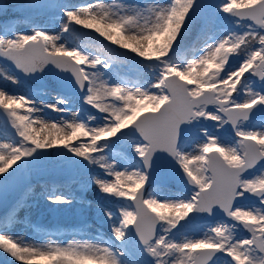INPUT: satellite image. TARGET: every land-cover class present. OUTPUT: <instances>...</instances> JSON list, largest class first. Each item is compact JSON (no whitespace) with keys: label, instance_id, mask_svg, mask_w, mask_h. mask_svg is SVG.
I'll use <instances>...</instances> for the list:
<instances>
[{"label":"snow or ice","instance_id":"1","mask_svg":"<svg viewBox=\"0 0 264 264\" xmlns=\"http://www.w3.org/2000/svg\"><path fill=\"white\" fill-rule=\"evenodd\" d=\"M57 8L65 18L62 33L75 32L73 25L92 29L157 74L147 86L113 85L101 72L113 68L112 57L69 50L58 43L62 35L44 28L29 33L3 26L0 57L25 77L55 70L58 83L70 79L97 115L84 120L80 110L67 107L71 97L57 94L55 103L38 104L0 87V107L19 137L0 142V193H16L6 203L0 198V250L22 264H264V0H167L145 8L54 0L0 4L3 14L15 10L24 19ZM220 14L242 31L209 45ZM188 37L206 48L177 59ZM0 77L20 84L16 75L0 71ZM24 106L25 114H18ZM44 109L66 118L49 123L39 115ZM225 128L230 138L222 139L216 133ZM49 129L63 134L41 139ZM80 136L87 139L72 143ZM57 147L66 150L57 156L98 169L86 177L64 166L58 171L63 186L95 187L98 200L85 203L108 223L107 238L53 246L8 233L31 196L18 173ZM45 198L57 206L74 199L56 187ZM221 215L224 220L208 222ZM200 229H206L202 236H188Z\"/></svg>","mask_w":264,"mask_h":264},{"label":"rangeland","instance_id":"2","mask_svg":"<svg viewBox=\"0 0 264 264\" xmlns=\"http://www.w3.org/2000/svg\"><path fill=\"white\" fill-rule=\"evenodd\" d=\"M71 0H54L55 3H59L61 6H64L67 2ZM110 5H133L141 8H145L146 6L152 4L150 0H108ZM167 1V0H164ZM65 18L62 15V12L57 9H49L41 12H35L32 13L29 19L19 18L15 14H11L8 17L1 18L0 19V31H2L4 25H12L14 30L16 32H31L34 27H41L43 24H49L51 26V31H48L49 33L53 35H62V41L63 44L71 50L72 47H69V43L71 42L75 46H73L72 49H80L82 51L88 52L92 55H101L105 56L108 55L112 57V59L115 61L113 64V68L111 70H108L107 72H111L112 74H120L124 79L127 80H138L140 85L147 86V84L155 79L156 71L152 68L143 66L144 64H147L145 62L137 63L139 61V57H136L134 53L131 52H124L126 50L121 49L120 47H114L110 41L105 39L104 37L99 36L98 33H96L92 29H84L82 26L73 25L77 30L71 34L69 33H62V22ZM233 22H230L227 17H224L223 14H220V17L218 18V23L212 28L211 30V39L208 41V44L210 45L215 40H218L222 35L226 36L228 34V31H242L240 28H234L232 25ZM119 38V37H114ZM186 42V41H185ZM194 43L191 42L184 48H181L179 56L183 55L184 50H188L189 48H192L194 46ZM205 50V49H204ZM204 50L199 53L197 56L201 55ZM117 51L120 52V54L116 55ZM178 56V57H179ZM177 57V59H178ZM153 64L155 62H152ZM0 65L3 66V68L7 69L10 73V75H15V73L3 62L0 61ZM101 72L103 73V78L108 80L111 84L117 83L112 77V74L109 75L107 72H105L103 69H101ZM121 77V79H123ZM254 79V78H253ZM20 80V79H19ZM4 81V80H3ZM52 79L46 78L40 80V85L45 87L42 90H34L30 87H27L24 83L20 81L19 85H13L11 82L8 85H3V83H0V87L3 88H14L13 86H17L21 88V91H14L12 93H15L16 95H29L30 98H33V94L37 92H47L52 95V98H56L57 94L64 95L67 97H71V104L67 105L72 108L76 107V110L81 111V117L84 120H87L89 115L83 112V108L87 105L82 104V94H69L72 90H76L77 88L72 84L71 80L68 79L69 86L61 85L60 83H56V85L52 84ZM115 82V83H114ZM258 86V80L257 85ZM68 89L66 93L63 91ZM18 114L24 115L25 112L22 108L17 109ZM84 114V115H82ZM43 116V115H42ZM59 116V115H58ZM4 117H7L6 114L4 116H0V142L4 141L5 136L7 135V138L11 141L13 139H19L18 136H14V129L10 128L12 131L11 133L5 132V125H6V119ZM46 119L49 120V123L52 121L58 120V117L53 116H43ZM208 123V128L210 132H216V130L212 127L211 121H206ZM33 127H36L38 129V125H33ZM9 128V126H8ZM48 133L53 134V136L57 135L58 133L54 129H49ZM220 133H223L222 139L224 137H229L230 134L225 132V129H220L217 135H220ZM34 134V133H33ZM41 139H43V134H41ZM87 138V137H85ZM128 143H132V138H127ZM47 151H50L48 155H46L43 159L37 160L35 163L29 164L27 169H21L19 173H21L22 178H26L28 181L29 186L31 187V190L34 191V195L29 198L28 201H30V204L24 207V212H22L21 216L17 218L13 223L9 224L8 226V233L10 235H14L16 232V235L18 236H26L28 238V242L35 245L45 244L48 243L55 246V245H64L71 242H77L75 240H67V236L62 234V230L66 228H76L84 225L85 222L89 221H83L84 216L88 213L89 207L85 206V203L82 202L79 197L89 199L88 197H93L95 200H98L99 194H94L95 187L92 188H83L79 184H73V185H64L63 186V176L58 171V169L62 166L65 168H70L75 171V173L81 177L87 176V171L89 169H92V166H89L87 162L85 161H79L76 157H71V161L65 160L63 157L57 156L56 153L65 152L66 150L63 147H57L55 149H48ZM71 156V154H68ZM24 162L22 161L21 164ZM53 187L58 188H67L71 193L75 194V197L73 199V206L75 207L72 210L61 212L59 210V207L57 205H52L46 198H45V192H42V190H51ZM95 196V197H94ZM252 201H243L242 206H251ZM50 211L53 212V216L45 221L40 222V214L45 213L46 215L50 213ZM18 217V215H17ZM221 220H224L223 218L216 220L214 222L209 223H215L219 222ZM96 222H93V225H90L89 230L92 232H97V234H101V236H97L95 234H86L87 237H81L80 235H75L74 237H81L82 240L78 242H94L97 239L100 238H107L108 235H110V229L108 223L101 218L99 224H95ZM92 224V223H91ZM94 224L96 226H94ZM98 225V227H97ZM86 230V229H83ZM27 233H26V232ZM204 231L206 229H200L195 232H189L188 236L190 238L199 237L202 236ZM76 233V232H75ZM239 236L243 237L248 234H243V231L238 233ZM38 236H44L43 240L39 241L37 240ZM179 239H182L183 237H178ZM0 264H22L20 261H16L13 257L10 256V254L4 253L2 250H0ZM36 264H46L41 261H37Z\"/></svg>","mask_w":264,"mask_h":264},{"label":"bare ground","instance_id":"3","mask_svg":"<svg viewBox=\"0 0 264 264\" xmlns=\"http://www.w3.org/2000/svg\"><path fill=\"white\" fill-rule=\"evenodd\" d=\"M150 2L152 4H158V3H166L167 1H164V0H150ZM79 4H105V5H109V1L108 0H71L69 2H67L65 5H79ZM40 28H44L46 29V31H51V26L49 24H43L41 25ZM49 33V32H48ZM51 34V33H50ZM211 36V35H210ZM116 37H119V36H116ZM120 38V37H119ZM58 43L60 44H63V41L62 39L60 41H58ZM112 44V43H111ZM114 47H119V45H116V44H112ZM75 46L74 44H72L71 42L69 43V47H72ZM71 48V49H72ZM206 48V45L204 44L203 41H199V42H196L194 43V46L192 48H189L188 50H184L183 51V55L179 56L178 59L180 60H183V59H189V58H192L193 56H197L199 53H201L204 49ZM125 50V49H124ZM130 52V51H128ZM0 71H3L7 74H10L9 71L5 68H3V66L0 65ZM107 74L111 75L112 73L111 72H107ZM112 78L117 82V83H120V84H129V85H133V84H139L138 80H127V79H124L120 74H112ZM121 77L123 79H121ZM4 79L2 77H0V83H3V85H8V82L6 81H3ZM10 83V82H9ZM115 83V82H114ZM115 83V84H117ZM114 84V85H115ZM2 85V87H3ZM14 88H9L8 91L9 92H13L12 90H16V91H21V88L17 87V86H13ZM33 99H35L38 104H52V103H55V99L52 98V95L47 93V92H37L35 94H33ZM72 105V104H71ZM67 107H70V106H67ZM23 109V111L25 112L26 110V106L24 107H21ZM73 111H76V107L72 108L70 107ZM83 112H85L86 114L88 115H97L95 113V110H92V109H89L88 106H85L83 108ZM39 115H43V116H50L52 117L53 116H56L58 117V120L60 119H63V118H66V116L64 114H60V113H55V112H52L50 109H44L41 113H39ZM59 115V116H58ZM84 115V114H82ZM55 120V119H54ZM43 134V137L45 135H48L49 133L48 132H45V133H42ZM58 134H63L62 132L61 133H58ZM53 135V134H51ZM87 138L83 137V136H80L78 140H75L73 141L72 143H79L80 140H86ZM98 171V169H95L94 167H92V169H89L87 171V175L89 172H96ZM58 188V187H57ZM60 190L65 194V195H69L73 198L75 197H79V196H75V194L71 193V191H69L67 188H60ZM42 192H46V190H42ZM97 190L95 189L94 190V194L97 195ZM34 195V191L31 190V196L30 198ZM95 197V196H94ZM90 198L89 199H86V198H81L79 197V199L85 203V201H91L93 203H95L97 200H95L93 197H88ZM30 204V201L27 202V205ZM85 206L88 207V205L85 203ZM59 207V210L61 212H64V211H69V210H72L74 209L75 207L73 206V204L71 205H61V206H58ZM22 212H24V208L18 213V217H22L21 214ZM88 213L84 216L83 218V221H89V222H85L84 225L80 226V227H76V228H66L64 230H62V234L66 235L67 236V240H75V241H80L82 240L81 237H87L86 234H95L97 235L98 237L101 236V234H97V232H92L91 230H89V227L90 225H93V222H96L95 224H99L100 220L102 217H97L96 213H95V210L94 208H90L89 207V210L87 211ZM16 218V220H17ZM92 223V224H91ZM94 224V226H96ZM9 226V225H8ZM98 227V225H97ZM83 229H86V230H83ZM26 232V231H25ZM76 232V233H75ZM27 233V232H26ZM75 235H80L81 237H74ZM14 236H17V237H20L18 235H16V232L14 233ZM44 236H38L37 237V240L41 241L43 240ZM20 238H22L23 240H25L26 242H28V238L26 236H21ZM29 243V242H28ZM31 244V243H30ZM40 245H48V243H45V244H40ZM41 262H44L46 264H48L47 261H41Z\"/></svg>","mask_w":264,"mask_h":264},{"label":"water","instance_id":"4","mask_svg":"<svg viewBox=\"0 0 264 264\" xmlns=\"http://www.w3.org/2000/svg\"><path fill=\"white\" fill-rule=\"evenodd\" d=\"M213 3H219V0H212ZM186 42H184V46L182 48H184L185 46H187L189 43H191L193 40L191 37H188L186 38L185 40ZM120 54L119 51H117V55ZM0 61H3L4 63H6L12 70L13 72L15 73L16 76H18V78L23 82L25 83L28 87H32L34 90H42L44 89L45 87L41 86L40 85V80L41 79H46V78H49V79H52V84L56 85V83L58 82L59 78L57 77V75L55 74V70H52V71H49V70H46L44 73H41V74H38L36 77H25L23 76V74L21 73H18L17 70H15L14 66L11 65L10 62H7L3 59V57H0ZM145 63H148L147 61ZM51 67V66H50ZM61 85H66L67 87L69 86V82H68V79H65L63 81V83ZM68 91V89L64 90L63 92L66 93ZM69 94H81L79 92L78 89L76 90H72ZM4 114V109L2 107H0V115ZM226 132L229 133V130L226 128ZM16 195L15 192H11V190H7V191H4L2 193H0V198H4V202L6 203L8 200H11L14 196ZM53 216V212L50 211L49 214H45V213H41L40 214V222H45L47 220H49L51 217ZM221 218H225L223 217L222 215L217 217L215 220H209V221H216V220H219ZM247 234V233H245Z\"/></svg>","mask_w":264,"mask_h":264},{"label":"trees","instance_id":"5","mask_svg":"<svg viewBox=\"0 0 264 264\" xmlns=\"http://www.w3.org/2000/svg\"><path fill=\"white\" fill-rule=\"evenodd\" d=\"M13 2H16V0H0V4H9V3H13ZM14 12H15V10H10L9 12H8V14H3L2 12H0V19L1 18H5V17H8L9 15H13L14 14ZM4 119H6V124H7V126H9V128H8V132L9 133H11V124H10V121H8V118L7 117H4ZM18 176L21 178V179H23L22 178V176H21V173H18Z\"/></svg>","mask_w":264,"mask_h":264}]
</instances>
